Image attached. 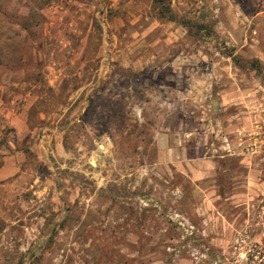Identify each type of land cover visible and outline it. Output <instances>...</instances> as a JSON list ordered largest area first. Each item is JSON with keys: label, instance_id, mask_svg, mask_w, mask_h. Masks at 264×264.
Segmentation results:
<instances>
[{"label": "rangeland", "instance_id": "374dc122", "mask_svg": "<svg viewBox=\"0 0 264 264\" xmlns=\"http://www.w3.org/2000/svg\"><path fill=\"white\" fill-rule=\"evenodd\" d=\"M232 6L258 17L238 22L228 46L219 13ZM180 9L185 52L204 58L205 73L220 60L251 91L229 114L213 113L216 96L202 114L191 96L172 115L187 128L203 118L210 131L240 118L236 137L219 141L248 157L251 174L238 178L240 168L206 195L158 161L179 103L161 66L133 64L178 52L164 25ZM5 166L0 264H264V0H0Z\"/></svg>", "mask_w": 264, "mask_h": 264}, {"label": "crops", "instance_id": "0c3cea01", "mask_svg": "<svg viewBox=\"0 0 264 264\" xmlns=\"http://www.w3.org/2000/svg\"><path fill=\"white\" fill-rule=\"evenodd\" d=\"M171 1L173 2L174 0ZM232 2L234 3L235 0H232ZM232 7L233 9L228 8L227 11L219 13L221 19H229L228 23L221 24L226 28V30H223L226 34L225 44L228 46H234L235 38L233 32L235 30L232 31L231 29L236 27L238 22H245L246 19L249 21L253 17H258V13L254 16L252 14L246 15L242 11H236L234 6ZM169 14L171 17L166 18L164 25V34L166 40H169L165 46H168V50L174 48L178 52H174L164 59L153 56L146 59L143 57L139 60H133L135 61L133 63L135 66L137 64L154 65V67L161 66L164 69L165 82L170 85V94L173 93L179 103L178 107L174 106L169 109L168 113L171 116L168 117L167 124H164L159 134L160 139L157 141L160 149L158 161L163 163L165 170L168 167H174L179 173H185L189 180L195 183L196 187L203 190L204 195L213 192L217 193L216 188L219 187L220 182L226 180L227 183H224L226 186L232 182L233 178L237 177L238 172L236 170L243 169V172L239 173L238 176L240 179L249 177L251 174V166H247L251 162L248 161V157L243 152H241L243 153L241 156V153L236 155L229 152V149H226L219 141V134L224 132L230 134V137H236L232 129L237 128V124H240V118L236 114L228 115L226 116L227 123L225 127L218 122L220 124L217 123L218 128L210 131L203 118L199 119L201 123L196 127L187 128L181 116L183 113H187V103L191 96L203 99V105L200 106L201 110L199 111L202 114L209 110L204 107V99L206 100L212 96H216L212 103L213 113L227 111L226 114H229L231 106L234 103L244 102L245 98L251 96V91L247 88L241 89L240 86L234 85V82L231 83V80L227 79V76H224L218 68L220 60H212L210 72L205 73L204 58L185 52L188 48L187 43L183 42L188 33V27L183 22L186 18V13L180 9L178 11L171 10ZM178 39L181 43L177 41ZM154 44L156 47V41ZM226 60H229V58H226ZM177 110H179L181 116L172 117V115L178 113ZM19 132L20 137L23 138L24 128L22 124L19 125ZM210 134L214 135V139L210 138ZM231 144L236 148V142L231 141ZM240 145L241 143H238V146ZM10 164L11 161L8 166ZM6 170V166L0 170V178L5 177L7 174ZM15 170L18 169L15 168Z\"/></svg>", "mask_w": 264, "mask_h": 264}]
</instances>
